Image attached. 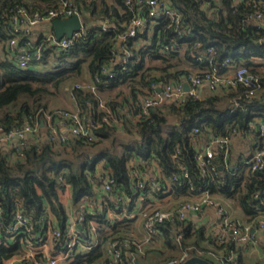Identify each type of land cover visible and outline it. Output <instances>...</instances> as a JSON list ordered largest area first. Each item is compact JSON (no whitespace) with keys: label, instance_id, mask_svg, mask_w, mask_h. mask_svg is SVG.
I'll return each instance as SVG.
<instances>
[{"label":"trees","instance_id":"trees-1","mask_svg":"<svg viewBox=\"0 0 264 264\" xmlns=\"http://www.w3.org/2000/svg\"><path fill=\"white\" fill-rule=\"evenodd\" d=\"M168 1L181 14L178 24L158 18L154 24L130 36L132 20L145 14L138 0H70L82 23V30L70 48L59 51L56 46L44 43L40 57L20 68L7 43L13 36L12 17L19 15L21 8L29 17L45 16L50 10L58 9L61 1L0 0L3 54L0 58V134L25 121L40 126L39 136L27 140L22 158L12 157L9 143L0 140V206L5 222L11 220L18 202L32 223L38 221L48 206L64 228L67 214L57 195L58 175L63 171L71 188L72 206L77 209L82 201L93 198L91 180L101 161L113 176L114 194L123 198L124 192L134 200L136 196L130 190L133 167L129 164L135 160L134 167L138 169L155 162L164 178L162 188L169 180L172 191L186 198L184 201L205 190L212 197L235 201L245 216L239 221L257 231L260 212L264 209L261 204L264 167L250 171L244 161L257 145H263L256 126L259 120H264V70L257 61L264 56V26L258 27L249 16L255 11L264 13V0ZM51 20L40 24L44 27L40 35L48 27L52 31ZM40 35L35 30L30 34H15L18 40L15 51L29 41V51L33 52L38 43L36 37ZM121 47L131 52L126 65L118 59L123 53ZM208 48H212V55L207 52ZM225 58L259 75L260 86L253 96L248 97L249 88L238 83L222 90H204L200 98L187 99L182 105L168 103L151 107L148 115L134 119L141 113L142 98L152 84L183 81L189 74L210 69L212 64ZM149 60H160L161 64L150 65ZM183 62L187 64L181 65ZM70 81L63 89L75 108H50L48 97ZM100 99L105 100L108 111L100 107ZM59 110L76 111L84 116L86 126L98 139L86 142L68 136L64 144L49 141L47 118L50 117V123H57ZM214 137L230 140L227 164L222 153L214 149L213 156L201 166L196 152ZM238 145L240 151H236ZM154 193L159 194L157 188ZM122 203L108 205L118 204L116 210H120ZM105 209L97 210L94 218L101 221ZM105 224L106 228L97 230L95 248L74 264H109L107 245L113 238L128 237L129 228L118 222ZM157 230L160 234L152 236L147 246L161 244L160 248L144 245V254H139V258H145L151 250L163 258L154 264H164L183 253L187 256L185 260L198 256L219 264L218 257L225 259L228 253H233L235 261L229 264H240L238 240L232 235L221 243L218 235H212L204 225L193 224L188 218L162 222ZM179 235L182 237L178 241ZM130 249L137 251L135 245ZM20 252L19 243L1 247L0 261Z\"/></svg>","mask_w":264,"mask_h":264},{"label":"built area","instance_id":"built-area-1","mask_svg":"<svg viewBox=\"0 0 264 264\" xmlns=\"http://www.w3.org/2000/svg\"><path fill=\"white\" fill-rule=\"evenodd\" d=\"M60 1L61 6L56 10H50L45 16L29 17L26 10L21 8L18 10L19 15L12 17L11 22L14 26L12 31L13 36H11L7 43L9 51H14V58L18 67L25 68L29 61L38 59L40 57V49L44 43L56 46L59 51H67L73 39L82 30L81 23L80 30L74 32L71 38L63 36L59 40H56L50 27L44 29L41 35L39 34L41 28H44L40 27L42 22H49L54 17L64 19L73 14L79 16L78 10L71 5L70 0ZM138 2L145 8V14L132 20L128 32L130 36H134L138 31L144 30L148 24H154L158 18L169 19L171 24H178L180 22V12L172 7L168 0H138ZM249 19L255 20L258 27L264 26V13L255 11L249 16ZM34 30L40 35L36 37L38 43L34 51H29V41L15 51V47L18 44L15 34L19 35L23 32L30 34ZM120 38L123 39L124 36ZM167 49L168 46H165L164 50ZM121 50H123V53L118 56V59L126 65L127 60L131 57V52L124 47H121ZM207 52L212 55V48H208ZM257 61L264 70V56L260 57ZM123 68L125 67L123 66ZM108 75L113 76V73L109 72ZM238 83L249 88L247 96L251 97L260 86L259 75L252 73L245 66L235 64L232 59L225 58L220 62L212 64L210 69L189 74L183 81L175 83L157 82L152 84L151 89L142 98L141 113L136 115L134 119L148 115L151 107H160L168 103L182 105L187 99L200 98L204 90H222L235 86ZM185 85L188 86L187 89ZM87 87L89 86L87 85ZM91 90L94 91V87H91ZM99 104L103 110L108 111L105 100L100 99ZM56 116L58 119L55 124L50 123V117L47 118L49 134L46 137L54 144H64L67 142L68 136H73L86 142H93L98 139L97 136H94L92 130L86 126V118L78 112L59 110ZM39 129L40 126L37 123L25 121L20 126H15L9 131L1 133L0 140L9 143L12 157L22 158L24 155L23 149L28 143L27 140L34 137L37 138L40 134ZM256 132L260 139H262L263 145H257L248 159L244 161L250 171L261 170L264 167V120L257 122ZM229 142L228 137L212 138L206 146L197 150L196 157L199 164L204 166L207 159L213 156L214 149H218L223 155L226 166ZM183 171L185 170L183 169ZM131 174L130 190L137 198L155 189L157 182L155 180H147L145 172L142 169L133 167ZM183 176L186 177L187 173L184 172ZM173 179H176V176ZM91 181L93 187L96 186V189L93 188V208H88L81 202L78 208L75 209L76 215L72 216L69 214L67 216L64 228L60 227L56 216L48 206L45 207L38 221L34 223L24 213L18 202L15 203V210L11 220L5 222L3 209L0 206V248L16 243H19L21 247L19 254L13 255L9 259L1 260L0 264H74L81 256L90 253L97 245V230L101 227L106 228L107 225L105 223H110L111 221L109 215H104L101 221L96 220L94 218L96 211L110 207L108 204L111 202L115 204L123 201L121 196L114 194V179L110 169L105 164L103 165L100 162L97 164L95 177ZM65 189L71 188L63 177V171H61L58 175L57 193ZM201 193L202 196L199 200L179 201L168 210L159 206H152L149 203L144 213L145 239L137 241L129 236L124 237L122 240H118L117 238L111 239L106 248L109 264H122L123 262H126V264H138L137 260L141 256L139 254H144L143 246L152 236L158 234L157 226L160 223L166 221L172 222L175 219L184 220L189 213L199 212L204 204H212L216 207L219 215V234L217 238L219 242L226 241L230 235L245 244L253 241L255 232L252 233L253 229L249 225H243L239 220L234 221L235 219L231 217L224 205L210 196L207 190ZM261 204L264 206V200H261ZM120 205L122 207L123 203ZM117 206L119 205L116 204ZM260 214L256 230H264V209ZM125 216H127L126 212L121 210L116 215V219L122 220ZM78 224L82 226L81 229L77 227ZM181 237L182 235H179L178 241ZM132 245H135L137 248L136 252L131 251L130 246ZM124 254L126 261H123ZM186 257V253H183L177 257L169 258L164 264H181L185 261ZM218 258L219 264H229L230 261H235L233 253H228L225 259ZM93 264L102 263L95 262Z\"/></svg>","mask_w":264,"mask_h":264},{"label":"crops","instance_id":"crops-1","mask_svg":"<svg viewBox=\"0 0 264 264\" xmlns=\"http://www.w3.org/2000/svg\"><path fill=\"white\" fill-rule=\"evenodd\" d=\"M38 30V28H37ZM71 103V102H70ZM70 108H75V104L72 103ZM240 140H236V144H238ZM240 145V144H239ZM241 148H236V151H240ZM103 165L105 164L103 161H101ZM137 162L135 160L131 161L129 166L134 167ZM142 170L145 172V178L150 181H156L157 185L155 188H157V193H154V190H150L149 192H146L143 196L140 198H134L132 200L130 197L124 194L122 192L123 196V205L120 208L121 210H124L127 214L122 220H117L116 215L121 210H116V207H108L105 209L103 214L101 215L102 218H104V215H109L111 217V223L118 222L119 224H126L129 228V231L127 232V236H132L134 239L138 241H143L146 237V232L144 229V213L145 209L147 208L148 204L152 206H159L163 209H170L174 207L179 201L186 199L182 196H177L174 191H172L170 185L171 183L169 180H166L165 188H162L161 181H163V175L160 174L159 169L157 168V165L155 162L146 165H142ZM93 188L96 189V186ZM59 200L64 204V207L66 209V214L69 216L71 214L72 216L76 215V210L73 208L71 203V189H65L61 192L57 193ZM202 196V193L195 194L188 199L196 201L199 200ZM213 198L220 203L224 205L226 210L229 212L232 218L238 219V220H244L245 216L243 215L241 209L239 208L238 204L233 201L226 198H222L219 196H214ZM93 202H94V196L91 200H84L82 201V204L88 208H93ZM187 218L196 225H204L205 229H207V232L211 233L212 235H218L219 234V215L217 213L216 207L212 204H204L203 207L199 212L196 213H189L187 215ZM100 229V228H99ZM98 229V230H99ZM158 234H160L158 232ZM157 234V235H158ZM99 234L97 233V236ZM147 248H154L158 249L160 248V245L150 243V246H147L148 244H145ZM238 245V255L240 258V264H264V230H257L254 234V239L252 242H249L248 244L243 243L242 241H237ZM138 264H148L147 260H150L149 264H154L159 261H161V256L156 254L155 252H152L150 250L149 254L145 258H138Z\"/></svg>","mask_w":264,"mask_h":264},{"label":"water","instance_id":"water-1","mask_svg":"<svg viewBox=\"0 0 264 264\" xmlns=\"http://www.w3.org/2000/svg\"><path fill=\"white\" fill-rule=\"evenodd\" d=\"M50 24H51L53 33L56 37V40L61 39L63 36H65L66 38H71L73 33L76 31H79L81 28V20L79 16L76 14H73L70 17L64 18V19L53 18ZM185 88L187 89L188 86L185 85ZM220 169H222V166H220ZM77 227L80 229L82 228L80 224H78ZM254 232L255 231L252 230V233ZM181 264H212V263L201 257L194 256V257L188 258Z\"/></svg>","mask_w":264,"mask_h":264},{"label":"rangeland","instance_id":"rangeland-1","mask_svg":"<svg viewBox=\"0 0 264 264\" xmlns=\"http://www.w3.org/2000/svg\"><path fill=\"white\" fill-rule=\"evenodd\" d=\"M3 57L2 51H1V47H0V58ZM148 64L150 65H156L158 66L159 64H161L160 60H149L147 61ZM173 63L175 62V60L172 61ZM180 63V62H179ZM184 63V62H183ZM181 63V65H185L187 63ZM71 84L70 82L65 83L64 85L61 86L60 90H58V92L53 93V95L49 96V102H50V108L56 107V108H70L71 106V100L68 98L67 92H64L63 87L65 86H69ZM108 93H103V95H106ZM114 95V93H113ZM239 148V145H238ZM148 264L150 263V260H147Z\"/></svg>","mask_w":264,"mask_h":264}]
</instances>
